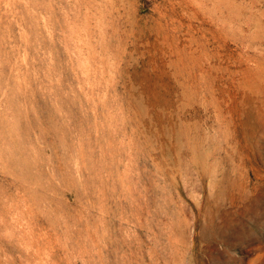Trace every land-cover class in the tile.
I'll list each match as a JSON object with an SVG mask.
<instances>
[{
    "label": "rangeland",
    "instance_id": "374dc122",
    "mask_svg": "<svg viewBox=\"0 0 264 264\" xmlns=\"http://www.w3.org/2000/svg\"><path fill=\"white\" fill-rule=\"evenodd\" d=\"M0 264H264V0H0Z\"/></svg>",
    "mask_w": 264,
    "mask_h": 264
}]
</instances>
